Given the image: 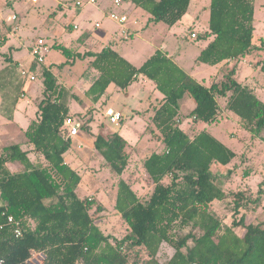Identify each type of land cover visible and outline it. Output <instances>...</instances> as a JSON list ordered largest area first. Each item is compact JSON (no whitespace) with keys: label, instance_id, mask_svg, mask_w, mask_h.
<instances>
[{"label":"trees","instance_id":"16d2710c","mask_svg":"<svg viewBox=\"0 0 264 264\" xmlns=\"http://www.w3.org/2000/svg\"><path fill=\"white\" fill-rule=\"evenodd\" d=\"M126 1L148 12L150 20L169 25L178 23L191 3V0ZM255 2L211 0L208 28L203 34L211 39L200 51L199 62L229 66L247 56L252 60L259 52L262 55L257 65L264 72V38L261 37L260 44L253 41ZM73 28L72 25L70 29ZM86 35L87 32L82 33L74 40V46L55 42L54 47L66 56L57 71L70 69L77 59H88L87 68L92 73L84 75L91 84L84 94L93 104L87 125L81 121V128L93 136L96 152L120 176L114 208L127 223V231L122 235L109 233L95 221L93 214L103 211L104 206L81 194L82 175L65 161L73 141L64 122L66 117L74 116L70 101L80 99L74 84H69L71 78H65L66 86L52 65L33 60L29 69L42 65L37 72L42 79V96L37 118L25 129L32 149L21 143L0 149V258L4 264H33L30 261L33 252L44 255L40 264H142V253L147 264H162L158 255L163 243L175 250L165 264H264V221L245 219L247 212L261 206L264 179L258 196H248L244 191L234 194L230 203L232 220L226 223L212 204L227 199L229 193L217 181L212 167L229 165L238 152L205 127L197 130L190 124L183 128L180 119V101L190 95L195 107L187 117L192 122L216 123L223 111L229 110L239 117L244 129L253 135H264V100L251 84L236 78L237 64L226 68L221 81L212 78L210 85H205L160 49L140 66L132 64L112 46L81 50L77 42ZM6 38L0 39V45ZM0 55L5 56L6 62L0 69L2 110L13 120L24 82L12 55ZM139 75L153 81L163 94L150 121L161 135L164 147L143 161L144 170L153 182L147 197H140L122 176L130 163L129 142L118 131L104 134L90 126L104 111L101 104L99 107L96 104L110 84L124 91ZM219 98L226 100L224 107ZM31 152L41 159H32ZM11 164H19L20 168L13 170ZM9 215L21 220V236L15 235L13 225L8 222Z\"/></svg>","mask_w":264,"mask_h":264},{"label":"rangeland","instance_id":"374dc122","mask_svg":"<svg viewBox=\"0 0 264 264\" xmlns=\"http://www.w3.org/2000/svg\"><path fill=\"white\" fill-rule=\"evenodd\" d=\"M61 2L64 4L61 5ZM74 2L75 0H39L38 2L0 0V39L8 35L7 45L0 46V51L9 53L14 58L29 59L31 58L32 45L42 37L50 48L45 57V64L52 65L54 71H57L58 64L65 61L66 56L54 47L55 42L74 46L73 40L84 30L94 31L97 19L108 23L112 22L107 16L111 0H99L98 7L87 5L78 10L75 9ZM210 2L211 0H193L191 10L174 25L163 21H152L149 14L140 10L141 14L136 13L140 19V23L135 25L138 32L126 40H118L117 48L137 66L155 50L160 49L187 70L193 72L194 76L205 85H210L213 79L221 81L227 67L237 64L236 78L251 84L260 98L264 100V72L257 65V61L262 55L259 52L255 53L252 60L250 56H247L238 62L229 63V66L197 62L200 47L208 42L203 34L208 25ZM123 8V10H128L129 7L124 4ZM14 14H17V20L15 22L8 21L7 17ZM68 18H74L73 21L79 24V29H70L72 22L67 25L70 22ZM112 23L114 28H117L116 23ZM254 25L253 41L260 44L261 37L264 38V0L255 2ZM192 30L198 33V38H191ZM4 60V56L0 55V67L3 66ZM41 66L36 64V69H32L37 75L36 81L30 82L20 74L21 72L19 73L20 79L24 82L21 97H26L19 99L17 110L12 113L14 121H8L4 112L0 111V149L12 143H21L26 149H32L25 129L38 115V103L42 96L40 94L42 79L37 72L40 71ZM87 66L86 59H77L75 65L71 67L72 71L65 67L57 71L60 81L63 82L66 80L65 78L70 77L69 84H76L75 90L80 93L81 97L77 100L78 103H72V112L85 126L87 125L86 118L90 113L89 109L93 104L83 95V89L89 81L85 76L92 73ZM218 73L220 77L216 76L211 79ZM162 96L163 94L154 88L152 81H145L142 78L136 79L125 92H121L111 85L107 94L96 105L99 107L101 104V109L104 111L108 106L120 110L123 115L122 120L116 124L111 123L102 113L90 124L91 127L97 128L96 131L104 134L118 131L129 142L127 152L130 163L122 176L131 183L140 197H147L153 188V182L144 170L143 161L149 154L161 151L164 147L161 135L149 118L154 105L159 102ZM225 102V99L219 98L222 107ZM180 103V119L183 128L190 124L197 130L205 127L219 140L238 152V157L229 165L214 164L212 167L213 172L217 173V181L229 193L227 199L215 201L212 207L229 224L232 220L230 203L236 192L244 191L248 196H258L260 183L264 179V135H253L244 129L239 122V117L229 110H224L216 123L203 125L192 122L187 114L192 110L193 98L190 95H185ZM79 144H82L81 148L78 147ZM69 154L72 155V159L69 160L65 154V161L82 175L79 187L81 194L93 198L96 203L104 206L103 211L93 214L95 221L106 232L124 234L127 231V223L114 208L117 182L120 176L107 166L104 159L96 152L93 146V136L83 130V127L74 139ZM30 157L37 161L41 159L33 152L30 153ZM10 167L13 170H18L20 165L11 164ZM245 219L246 222L264 221V191L259 209L247 212ZM238 231L241 232L242 227H239ZM174 251L169 244L163 243L158 255L159 262L165 264ZM142 256V264H147V258L143 253ZM39 260H42V257L30 261L33 264H39Z\"/></svg>","mask_w":264,"mask_h":264},{"label":"crops","instance_id":"0c3cea01","mask_svg":"<svg viewBox=\"0 0 264 264\" xmlns=\"http://www.w3.org/2000/svg\"><path fill=\"white\" fill-rule=\"evenodd\" d=\"M39 1V0H38ZM192 1L193 0H191V3H190V6H189V9H188V11H190L191 10V5H192ZM62 4H64V3H62L61 2V5ZM125 4H127L128 5V10H125L127 13H128V15H129V22L126 24V28H127V33H128V35L127 34H123L122 33V29H123V26H121V25H119L118 23H116V22H114L110 17H109V13H107V16L111 19V21L112 22H114V23H116V25H117V28H114V25H113V23L112 22H110V23H108V22H104V21H102V20H100V19H97L96 21H95V28H94V31L92 32V31H90V30H84L82 33H85V32H87V34L88 35H86L87 37H83V40L82 41H80V42H77V44L78 45H80V49L81 50H83V49H89V48H93V49H98V50H100V49H102L103 47H105V46H112L113 48H115L116 50H118L119 51V53L122 55V56H124L126 59H128L125 55H123L121 52H120V50L117 48V45H118V40H126V39H128V38H130V37H132L134 34H136L137 32H138V30L136 29V26L135 25H138L139 23H140V19H139V15H136V13L137 14H141V12L143 11V12H146L145 10H143V9H141V8H139V7H137L135 4H133V3H131L130 1H126V3ZM100 5V2H99V0H97V5H95V6H99ZM210 5V4H209ZM66 6H67V4H66ZM92 6H94V5H92ZM75 9H79V8H76L75 7ZM113 9H115V6L113 5V0H111V7H110V9H109V12L111 11V10H113ZM122 9H124V8H122ZM140 10H141V12H140ZM187 11V12H188ZM147 14H149L148 12H146ZM149 16H150V14H149ZM185 16V15H184ZM183 16V17H184ZM72 17V16H71ZM209 17H210V15H209ZM70 18V17H69ZM68 18V19H69ZM73 19L74 18H71V19H69V21L70 22H68L67 23V25L69 24V23H71L73 26L76 24V25H78V28L77 29H79V24H77V23H74V21H73ZM52 21V20H51ZM54 21V20H53ZM209 21V20H208ZM96 22H99L100 23V26L99 27H96ZM207 28H208V25H207ZM193 32V30L191 31V33ZM9 33L10 34H12V32H10L9 31ZM81 33V34H82ZM80 34V35H81ZM79 35V36H80ZM7 36V38H6V40H5V43L4 44H2V45H0V46H2V47H4V46H6L7 44H6V42H7V39H8V35H6ZM78 36V37H79ZM77 37V38H78ZM76 38V39H77ZM191 38H193V37H191ZM196 38H198V37H196ZM76 39H74V40H76ZM193 39H195V38H193ZM211 39V37H209V38H206V40H208V42H209V40ZM74 40H73V42L72 43H74ZM208 42L206 43V44H204V45H202L201 47H200V51L208 44ZM83 46H85V48H83ZM31 51V50H30ZM200 51H199V54H200ZM0 53H2V54H9V53H4V52H1L0 51ZM167 54V53H166ZM198 54V55H199ZM11 55V54H10ZM168 56H170L169 54H167ZM4 56V55H3ZM13 57V56H12ZM171 57V56H170ZM198 57V56H197ZM4 58H5V56H4ZM14 58V57H13ZM172 58V57H171ZM147 59V58H146ZM145 59V60H146ZM173 59V58H172ZM14 60L15 61H17L18 62V71L19 72H21V68L22 67H25V68H29L30 67V65H31V63H32V61H33V57H32V55H31V58H29V59H19V58H14ZM87 60V62H88V59H86ZM129 60V59H128ZM144 60V61H145ZM77 61V60H76ZM130 61V60H129ZM143 61V62H144ZM173 61L174 62H176L174 59H173ZM30 62V63H29ZM132 64H134L132 61H130ZM142 62V63H143ZM197 62H199L198 60H197ZM141 63V64H142ZM180 67H182L186 72H188L189 74H191L195 79H197L195 76H194V74H193V72H190L189 70H187L182 64H180V63H178V62H176ZM201 63V62H200ZM140 64V65H141ZM6 65V62H5V60H4V62H3V66L2 67H4ZM75 65V64H74ZM135 65V64H134ZM140 65H138V66H140ZM135 66H137V65H135ZM2 67H0V69L2 68ZM72 67V66H71ZM223 67V66H222ZM71 70H72V68H70ZM31 70V69H30ZM32 71V70H31ZM33 72V71H32ZM34 73V72H33ZM21 74V73H20ZM220 74L218 73L217 75H214V76H212V78L213 77H216V76H218V77H220L219 76ZM93 77V76H92ZM143 79V80H149L147 77H145V76H143V75H139L138 76V78L137 79ZM211 78V79H212ZM198 80V79H197ZM151 81V80H150ZM199 81V80H198ZM31 82V81H30ZM71 82V81H70ZM153 82V81H152ZM201 82V81H200ZM67 83V81L64 83V85H66V86H68V84H66ZM154 83V82H153ZM91 84V80H89L88 82H87V84H86V86H85V88L83 89V95L85 96V90L89 87V85ZM111 85H114L119 91H121V92H125V91H128V89L127 90H120L115 84H110V86ZM132 85V84H131ZM109 86V87H110ZM108 87V88H109ZM73 88H74V90L77 88V86H76V84L74 83V85H73ZM154 88H156L155 87V83H154ZM108 90V89H107ZM76 91V90H75ZM41 93H42V90H41ZM40 93V94H41ZM76 93H77V95L79 96V97H81V95H80V93L79 92H77L76 91ZM107 94V91H106V93H105V95ZM26 96H24V97H21V98H25ZM103 98V97H102ZM102 98H101V100H102ZM162 98H163V96H162ZM162 98H160V100H159V102L162 100ZM85 99H88L86 96H85ZM89 100V99H88ZM2 97H1V95H0V111H3L2 110V106H3V104H2ZM19 102V101H18ZM73 102H77L78 103V101L77 100H71L70 101V107H71V113H73L72 112V103ZM158 102V103H159ZM157 103V104H158ZM156 104V105H157ZM87 106H88V104H86ZM92 105V104H91ZM155 106V105H154ZM17 107H18V103H17V105H16V109L15 110H17ZM108 107H112V106H108ZM195 107V102H194V104H193V106H192V109ZM153 111H152V114L150 115V117L153 115V113H154V108L152 109ZM80 111H82V110H80ZM118 111H120V110H118ZM149 117V118H150ZM5 118V117H4ZM6 120H8V119H6ZM8 121H10V122H13L14 120H8ZM73 142H74V140H72ZM73 142H72V144H73ZM93 146H94V142H93ZM67 156H68V158H69V160L70 159H72V155L71 154H69V153H67ZM12 165H14V164H12ZM163 246V245H162ZM162 246H161V248H162ZM39 257H42V260H39L38 262H39V264L43 261V259H44V255L43 254H41V253H37V252H33V255H32V257H31V260L32 261H35V259H39Z\"/></svg>","mask_w":264,"mask_h":264},{"label":"built area","instance_id":"2783aa9c","mask_svg":"<svg viewBox=\"0 0 264 264\" xmlns=\"http://www.w3.org/2000/svg\"><path fill=\"white\" fill-rule=\"evenodd\" d=\"M33 2H38V0H32ZM126 3V0H113V5L115 9L109 12V17L119 25L123 26L122 33L128 35V31L126 28V24L129 22V15L128 13L123 10V6ZM87 5H97V0H75L74 6L76 8H83ZM17 14L9 15L7 17L8 21L15 22L17 20ZM100 23L96 22V27H99ZM74 28H78V25H74ZM191 37L196 38L197 35L195 32L191 33ZM49 46L44 38H39L33 45L31 50V55L33 60L37 61L38 63H43L45 61V57L49 51ZM21 74L24 78L29 81H36L37 75L33 73L29 68L22 67ZM105 117L109 119L111 123H118L122 119L121 111L116 110L114 107H107L105 111H103ZM81 120L75 116H68L64 122V128L66 129V133L68 137L74 140L77 135H79L81 130ZM82 144H79L78 147L81 148ZM90 199H92L90 197ZM8 222L11 223L14 227L15 235L21 236L22 235V228H21V220L17 219L14 215L8 216ZM4 259L0 258V264H4ZM193 264H198L197 262H193Z\"/></svg>","mask_w":264,"mask_h":264}]
</instances>
